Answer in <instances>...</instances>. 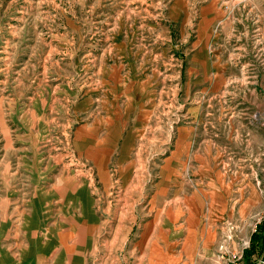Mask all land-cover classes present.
I'll return each instance as SVG.
<instances>
[{
	"label": "rangeland",
	"instance_id": "obj_1",
	"mask_svg": "<svg viewBox=\"0 0 264 264\" xmlns=\"http://www.w3.org/2000/svg\"><path fill=\"white\" fill-rule=\"evenodd\" d=\"M200 44L210 75L187 91ZM134 81L159 91L129 114ZM142 110L129 177L119 143L106 188L78 139L100 141L113 118L124 137ZM182 131L204 156L193 169H237L264 194V0H0V185L32 198L34 217L6 264H131L135 211Z\"/></svg>",
	"mask_w": 264,
	"mask_h": 264
},
{
	"label": "crops",
	"instance_id": "obj_2",
	"mask_svg": "<svg viewBox=\"0 0 264 264\" xmlns=\"http://www.w3.org/2000/svg\"><path fill=\"white\" fill-rule=\"evenodd\" d=\"M208 53V45L200 44V49L194 55L193 69L190 62L188 83L185 86L187 91H190L193 72L199 71L201 78L210 75L206 73L210 59ZM143 91L159 90L137 85L135 81L130 84L127 103L129 114L141 105L138 100L144 95ZM146 117L147 114L142 110L136 117L135 127L124 137L119 133L117 119L113 118L107 136L100 141L96 142V137L89 133L78 139V148L90 152L88 156L95 162L98 177L106 188L111 181L109 162L119 143L121 177L128 179L132 164L125 163L130 161L136 130L142 127ZM119 125L121 127V122ZM186 133L180 132L174 150L166 159L162 183L146 205L140 201L141 212L135 211L140 215V227L131 248L126 252L130 263L218 264L238 253L243 242L252 240L257 230L262 244L259 245L257 240L255 248L248 249L238 264H264V232H260L264 194L259 183L243 178L237 169H230L227 177L204 164L193 169L192 160L202 162L204 156L197 157L199 155L192 153V137ZM91 144L92 147L89 146ZM130 185H125L126 190ZM14 189L18 191L15 186L9 187L5 194V185H0V264H6V254H10L14 247L6 240L19 239L21 231L26 229L25 225L34 222L33 199L12 197ZM8 256L9 263L16 258V255Z\"/></svg>",
	"mask_w": 264,
	"mask_h": 264
},
{
	"label": "built area",
	"instance_id": "obj_3",
	"mask_svg": "<svg viewBox=\"0 0 264 264\" xmlns=\"http://www.w3.org/2000/svg\"><path fill=\"white\" fill-rule=\"evenodd\" d=\"M251 248V239L243 242L240 250L236 254H232L227 259L219 262L218 264H238L244 257L245 252Z\"/></svg>",
	"mask_w": 264,
	"mask_h": 264
},
{
	"label": "trees",
	"instance_id": "obj_4",
	"mask_svg": "<svg viewBox=\"0 0 264 264\" xmlns=\"http://www.w3.org/2000/svg\"><path fill=\"white\" fill-rule=\"evenodd\" d=\"M258 239H257V234H256V232L253 234V236H252V244H251V249H254L255 248V242L257 241Z\"/></svg>",
	"mask_w": 264,
	"mask_h": 264
}]
</instances>
